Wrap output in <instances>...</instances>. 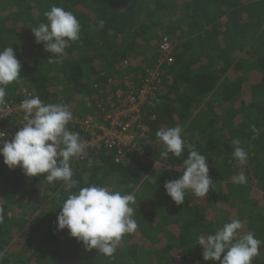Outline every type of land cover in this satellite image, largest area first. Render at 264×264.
<instances>
[{"label": "trees", "instance_id": "16d2710c", "mask_svg": "<svg viewBox=\"0 0 264 264\" xmlns=\"http://www.w3.org/2000/svg\"><path fill=\"white\" fill-rule=\"evenodd\" d=\"M53 5L71 11L81 25L80 39L58 62H48L52 54L31 31L46 22ZM164 37L174 61L154 105L140 107L149 129L143 155L129 150L116 162L112 152L101 151L72 162V192L96 184L145 194L133 205L138 229L122 238L112 257L96 250L84 258L83 244L67 229L57 230L59 207L70 194L63 182L26 176L0 156V264H219L203 260L198 238L234 219L242 221V234L252 231L261 241L252 264H264V204L251 192L264 198V0H0V51L13 48L21 64L6 103H18L25 90L46 104L68 105L72 121L94 112L100 120L96 102H114L115 90L141 86L154 69L151 52ZM4 121L0 131L11 140L18 129L5 128ZM176 125L184 130L182 156L161 159L164 145L156 132ZM234 139L248 152L244 164L232 154ZM189 146L206 156L216 184L204 198L187 191L184 204L176 205L164 184L182 175ZM240 174L247 183L236 182ZM232 207L238 218H231ZM15 208L21 210L16 216Z\"/></svg>", "mask_w": 264, "mask_h": 264}, {"label": "clouds", "instance_id": "9594fccd", "mask_svg": "<svg viewBox=\"0 0 264 264\" xmlns=\"http://www.w3.org/2000/svg\"><path fill=\"white\" fill-rule=\"evenodd\" d=\"M44 15L46 22L32 27L31 31L36 43H43L45 51L52 54L48 62H58L71 43L80 39L81 25L77 17L63 7L53 5ZM20 73L21 64L13 48L8 46L0 51V111L6 110L8 85L18 81ZM20 107L24 111L22 127L11 140L6 139V131H0V156L4 164L10 169L20 167L29 177L43 175L49 184L62 181L70 194L59 207L57 230L67 229L86 250L95 249L99 254L112 257L122 238L138 229L134 218L136 208L133 207H137L135 195L96 184L72 192L77 184L73 179L72 161L86 152L87 143L79 133L67 127L73 120L70 107L63 103L46 104L38 96L26 97ZM250 127L259 135L255 125ZM183 131L176 125L156 132L158 141L164 145L161 159H167L169 153L177 158L182 156L186 143ZM232 144L234 158L241 164L246 163L248 152L240 146V140L234 139ZM182 167L184 170L178 179L164 184L167 195L176 205L184 204L187 191L204 198L216 184L209 176L206 156L195 147L189 146ZM236 182L245 184L247 178L240 174ZM3 222L4 210L0 207V223ZM242 229V221L234 219L214 234L198 238L203 260L219 264H252L260 252L261 241L252 231L242 234ZM3 256L4 252L0 251V261Z\"/></svg>", "mask_w": 264, "mask_h": 264}, {"label": "built area", "instance_id": "2783aa9c", "mask_svg": "<svg viewBox=\"0 0 264 264\" xmlns=\"http://www.w3.org/2000/svg\"><path fill=\"white\" fill-rule=\"evenodd\" d=\"M152 57L156 58L154 69L146 71L141 86L132 90L123 91L121 88L113 92L114 102L108 98L105 102L108 108L104 109L103 100L96 102L101 111V119L97 118V112L83 116L68 124L69 130L79 133L82 140L87 143L86 152L72 162L82 161L85 154L99 153L101 151L112 152L116 162L126 159V153L132 150L137 156L143 155V143L148 139V128L145 123V113L142 106H153L156 102V91L162 82L166 66L174 61L173 47L167 37L155 45ZM23 98L18 103H6V110L0 111V120L3 126H15L20 129L25 123L24 111L20 107L21 102L30 93L22 90ZM5 131V130H3Z\"/></svg>", "mask_w": 264, "mask_h": 264}, {"label": "rangeland", "instance_id": "374dc122", "mask_svg": "<svg viewBox=\"0 0 264 264\" xmlns=\"http://www.w3.org/2000/svg\"><path fill=\"white\" fill-rule=\"evenodd\" d=\"M152 51V50H151ZM150 51V52H151ZM152 53V52H151ZM157 166H158V164H157ZM156 167V166H155ZM154 168V167H153ZM152 168V169H153ZM136 193H134V195H135V197L136 198H139L140 200H143L144 201V199H146L145 198V194H143L139 189H137L136 191H135ZM251 192H252V197L253 198H255L256 200H258V202L260 203V204H264V198H263V196H261V194L257 191V190H255V189H252L251 190ZM262 208V210H261V212L262 211H264V206L263 207H261ZM228 209V208H227ZM235 208H229V210H230V215H231V218L232 219H234L235 217L236 218H238L239 217V214L237 213V211L236 210H234ZM24 210H27V209H24ZM15 213H14V215L16 216V214H19L20 212H21V210L20 209H17V208H15ZM28 211V210H27ZM19 242V240L18 239H14L13 240V242L12 243H14V245H16V247H18L19 249L21 248V244L19 243V244H16V243H18ZM14 248V247H13ZM12 248V249H13ZM95 249H92L91 251H87V255L86 256H84V258L86 257V258H90L92 255H94V253H95Z\"/></svg>", "mask_w": 264, "mask_h": 264}, {"label": "crops", "instance_id": "0c3cea01", "mask_svg": "<svg viewBox=\"0 0 264 264\" xmlns=\"http://www.w3.org/2000/svg\"><path fill=\"white\" fill-rule=\"evenodd\" d=\"M106 96H107V94H106ZM86 115H88V114H86Z\"/></svg>", "mask_w": 264, "mask_h": 264}]
</instances>
